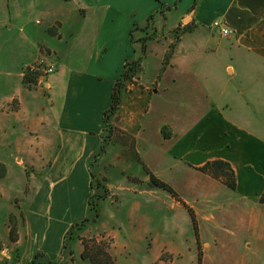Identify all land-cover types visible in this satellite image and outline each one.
Masks as SVG:
<instances>
[{
	"label": "crops",
	"instance_id": "crops-1",
	"mask_svg": "<svg viewBox=\"0 0 264 264\" xmlns=\"http://www.w3.org/2000/svg\"><path fill=\"white\" fill-rule=\"evenodd\" d=\"M18 1L0 0V25L16 23L8 43L19 52L1 82L13 91L0 98V156L7 157L0 158V264H30L37 253L55 264H91L76 239L63 249L99 191L91 171L110 193L100 208L117 198L116 188H128L135 202L160 194L146 189L152 175L178 202H211L223 191L238 214L264 222V0ZM34 11L41 19L28 21ZM215 21L230 35L215 32ZM41 59L52 74L25 72ZM134 60L140 70L113 124L132 153L113 147L97 157L114 83ZM217 161L231 169L234 189L200 170ZM139 163L148 173L134 172ZM109 167L129 180L110 184ZM95 228L116 242L105 224Z\"/></svg>",
	"mask_w": 264,
	"mask_h": 264
},
{
	"label": "rangeland",
	"instance_id": "rangeland-1",
	"mask_svg": "<svg viewBox=\"0 0 264 264\" xmlns=\"http://www.w3.org/2000/svg\"><path fill=\"white\" fill-rule=\"evenodd\" d=\"M10 1L14 7L13 5L18 0ZM40 16L38 12H31L28 21H34L37 18L40 20ZM17 36L16 23H11L9 28L0 25V98L4 94H8L5 91H13L11 84L6 83L3 86L1 82H4L3 70L6 67L14 68L19 57L16 44L8 43L11 37L15 39ZM47 66L49 65L44 61V67ZM25 72L31 74L35 71L26 70ZM115 120L116 116L110 119V124L113 127ZM108 134L106 128L104 139H108H106L104 151L97 154V157L103 155L108 148L113 147L115 149L124 147L132 153L131 147H134V144L124 132L117 131L112 135ZM1 153L2 149H0ZM123 155L124 158L129 156L126 152ZM0 158L7 157L0 156ZM145 169L139 163L134 172L140 175L146 174L148 170ZM123 170L109 167V183L126 182L128 178ZM203 173L210 175L206 172ZM4 174V167L0 165V179ZM91 174L94 176L93 171ZM218 180L230 183L232 178L227 172H224ZM96 181L105 189V199L103 200H106L110 193L104 186L105 182L97 179ZM132 183L129 182V186L136 189L135 183ZM125 189L116 188L114 194L117 195V198H112L113 202L103 201L101 208L98 205L100 216L97 222L101 226L105 224L108 229L117 233L116 242L114 243L111 233H105L95 228L97 222L86 223L83 230L74 238L79 242L82 251L85 246L92 253L96 252L97 248H103L113 264H264V222L262 220L254 221L247 215L244 217V215L238 214L236 201H231L234 200L231 198L229 202L228 195L223 191L216 192L215 198H212L211 202L209 198L206 200L205 197H199L197 199L187 198L192 201L189 204H183L177 201L178 195L172 196L168 191L153 186L150 180L146 189L160 191V194H157L158 192L151 194L152 198L149 200L143 198L135 202L134 195L136 194L128 192L130 191L128 188ZM176 190L177 192L178 190L185 191V188ZM163 192H165L164 195ZM133 202L135 203L133 204ZM206 202L208 205L205 204ZM172 204H174V208L178 206L179 208L170 209ZM131 205L132 214H130ZM208 206L209 212L207 213ZM192 217L195 219L196 230ZM14 219L15 216L10 215V229L12 226L16 229ZM133 234L136 238L133 237ZM109 251L113 252L115 258L109 254Z\"/></svg>",
	"mask_w": 264,
	"mask_h": 264
},
{
	"label": "trees",
	"instance_id": "trees-1",
	"mask_svg": "<svg viewBox=\"0 0 264 264\" xmlns=\"http://www.w3.org/2000/svg\"><path fill=\"white\" fill-rule=\"evenodd\" d=\"M139 61H128L125 63L123 70L119 76V78L115 81L113 89H112V95H111V105L108 108V110L105 112L104 120L107 123V130L110 135L114 134L115 132L119 131L118 129L114 128L110 124V119L116 116L117 111L120 108L121 105V99L123 93L126 91L127 86L133 84V79L136 77L137 73L139 72ZM38 73H31L30 75L36 76ZM33 83V82H32ZM121 132V131H119ZM108 134V135H109ZM112 138V137H111ZM108 139V138H106ZM106 139H103L101 148L98 152V154L102 153L104 151V146ZM110 140V138H109ZM202 172L209 173L213 178L218 179L221 177V175L224 172H227L229 176L232 178V172L229 166L221 161L212 162L206 164L203 168L200 169ZM222 173V174H221ZM92 180H91V189H97L100 192L95 193L91 196L89 199V216L82 221L81 223L74 224L66 233L64 243H63V249L66 250L69 243H71L76 236H78L79 232L83 230V227H85L86 223H95L97 219L99 218L98 215V203L99 201H102L105 199V189L100 186L98 181L94 178V176L91 174ZM233 180V178H232ZM150 182L153 186L168 191L172 196L175 195V193L172 191V189L164 184L163 182L159 181L152 175L150 176ZM225 184L230 188H235L234 181H231L230 183L225 182ZM95 186V187H94ZM192 222L194 229L196 230V223L195 219L192 217ZM10 239L11 241H15L16 239V229L14 226L10 229ZM93 250V249H92ZM81 258L89 260L92 264H113V261L111 260L108 253L103 248H97L96 252H91V250L85 248L81 252ZM30 264H55V262L45 259L43 255L41 254H35L33 260Z\"/></svg>",
	"mask_w": 264,
	"mask_h": 264
},
{
	"label": "built area",
	"instance_id": "built-area-1",
	"mask_svg": "<svg viewBox=\"0 0 264 264\" xmlns=\"http://www.w3.org/2000/svg\"><path fill=\"white\" fill-rule=\"evenodd\" d=\"M212 29L215 32L219 33L223 37H227L231 33V31L227 27H225V25L220 21L213 22ZM36 63H37V65L33 64L34 66L30 65V66L26 67L25 69L28 71H35V72L37 71V72L42 73L43 75H49V74H52L54 72L53 66L44 67V61L43 60H40Z\"/></svg>",
	"mask_w": 264,
	"mask_h": 264
}]
</instances>
